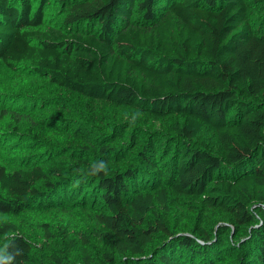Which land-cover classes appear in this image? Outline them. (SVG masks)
<instances>
[{"label":"trees","instance_id":"trees-1","mask_svg":"<svg viewBox=\"0 0 264 264\" xmlns=\"http://www.w3.org/2000/svg\"><path fill=\"white\" fill-rule=\"evenodd\" d=\"M252 2L0 0L7 69L155 118L189 116L161 150L149 133L94 153L85 126L55 159L0 162V215L12 217L0 248L15 258L0 264H264V30ZM50 3L64 12L53 23ZM205 126L222 155L196 143Z\"/></svg>","mask_w":264,"mask_h":264},{"label":"rangeland","instance_id":"rangeland-1","mask_svg":"<svg viewBox=\"0 0 264 264\" xmlns=\"http://www.w3.org/2000/svg\"><path fill=\"white\" fill-rule=\"evenodd\" d=\"M252 1L251 18L258 28L264 30L263 3ZM63 15V8L58 4L46 6L45 18L51 23L59 21ZM0 110L7 113L0 119V162L8 167H17L28 161L40 162L44 156L55 159L54 155L64 150L69 153L70 150L63 147L67 134L85 126L92 132L94 153L105 146L120 147L125 152L139 137L149 133L161 150L167 143L174 142V124H183L189 119L184 114L155 118L145 112L114 106L50 83L27 66L13 71L1 62ZM196 143L213 153L223 154L216 132L208 126L200 132ZM166 164L170 170L171 162ZM67 216L71 217L72 226L83 223L81 214ZM67 216L65 219L69 218ZM10 219L11 216L0 215V220ZM49 219L48 215H42L43 221ZM55 219H59V215ZM18 221L30 237L41 241L43 232L37 229L31 218L23 216Z\"/></svg>","mask_w":264,"mask_h":264},{"label":"clouds","instance_id":"clouds-1","mask_svg":"<svg viewBox=\"0 0 264 264\" xmlns=\"http://www.w3.org/2000/svg\"><path fill=\"white\" fill-rule=\"evenodd\" d=\"M106 168V165L103 169ZM0 256H6L9 261L14 260L15 258L7 253V246L5 245L4 248H0Z\"/></svg>","mask_w":264,"mask_h":264}]
</instances>
